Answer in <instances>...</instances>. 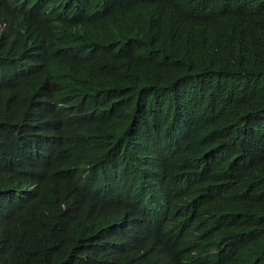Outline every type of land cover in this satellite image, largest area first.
Wrapping results in <instances>:
<instances>
[{"label":"trees","instance_id":"trees-1","mask_svg":"<svg viewBox=\"0 0 264 264\" xmlns=\"http://www.w3.org/2000/svg\"><path fill=\"white\" fill-rule=\"evenodd\" d=\"M76 1L51 12L0 0V64L40 45L55 74L14 80L17 63L0 85V138L22 151L0 172V219L15 212L0 250L33 264H264V0ZM162 103L164 135L138 138L141 117ZM140 143L154 146V160ZM115 153L140 184L165 187L174 210L195 212L179 229L181 254L142 241L153 220L138 206L135 218H107L109 252L43 237L44 210L71 200L60 185L68 160ZM104 198L130 200L85 190L79 204Z\"/></svg>","mask_w":264,"mask_h":264},{"label":"clouds","instance_id":"clouds-1","mask_svg":"<svg viewBox=\"0 0 264 264\" xmlns=\"http://www.w3.org/2000/svg\"><path fill=\"white\" fill-rule=\"evenodd\" d=\"M13 1L17 7H20L31 6L36 0H27L25 3H22L23 0ZM64 2L50 4L48 0H38L42 10L49 8L48 10L51 12H54L59 6L69 8V4H75L76 8H79V3L76 0L68 1L63 5ZM66 49L68 50V48ZM47 56L51 57L48 49L40 45H33L26 50L22 59L0 64V85L9 83L3 81L7 78L6 75L12 73L17 63L20 64L17 67L18 75L14 80L29 75H36L47 82L54 79L55 74L46 67ZM166 106V103H162L161 106L150 111L148 117H141L135 131L138 138V135H141L140 139L152 138L154 129L159 130L161 137L164 135L165 125L159 121ZM41 141L43 144H40ZM45 142L44 137L38 140V153L45 151ZM140 145L143 157L149 161L154 160V153L151 150L154 146L151 144L144 146L142 143ZM15 146L16 141L0 138V172L4 170L11 157L21 155L22 151L16 149ZM28 173L34 175L36 168L34 166L29 168ZM133 175L136 176L131 182L130 179ZM140 183L139 172L120 153H115L109 161H103L90 155L68 160L60 173V185L70 195L71 200L44 210L42 214L45 229L43 237L53 244L63 245L65 250L82 252L94 249L95 253L109 252L115 249L109 245L107 239V218L117 213L125 218H135V207L138 206L148 208L149 216L153 220L147 233L141 236L142 241L144 243L151 242L153 247L168 243L174 251L181 254L185 247V240L179 233V229L186 227L195 212L185 213L174 210L180 205V202H173L165 187ZM85 190L111 193L118 198L130 197V200L118 204L117 201L104 198L93 206L86 207L79 204L80 195ZM2 194L8 197L5 190L2 191ZM4 215L5 218L0 219V238L6 234V219L14 217L15 212L7 209ZM150 239L151 241H149ZM0 264H33V262L27 253H22L19 259L12 260L0 250Z\"/></svg>","mask_w":264,"mask_h":264},{"label":"bare ground","instance_id":"bare-ground-1","mask_svg":"<svg viewBox=\"0 0 264 264\" xmlns=\"http://www.w3.org/2000/svg\"><path fill=\"white\" fill-rule=\"evenodd\" d=\"M40 144H43V141H41V143Z\"/></svg>","mask_w":264,"mask_h":264}]
</instances>
